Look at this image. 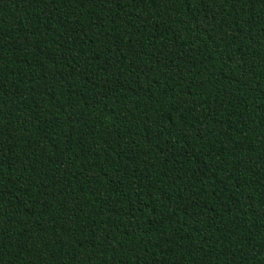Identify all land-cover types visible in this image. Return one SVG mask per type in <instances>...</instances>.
<instances>
[{"label": "trees", "instance_id": "trees-1", "mask_svg": "<svg viewBox=\"0 0 264 264\" xmlns=\"http://www.w3.org/2000/svg\"><path fill=\"white\" fill-rule=\"evenodd\" d=\"M0 264H264V0H0Z\"/></svg>", "mask_w": 264, "mask_h": 264}]
</instances>
